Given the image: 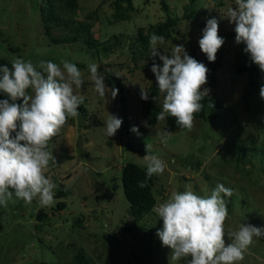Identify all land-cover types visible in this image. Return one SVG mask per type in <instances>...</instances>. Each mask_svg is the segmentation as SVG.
<instances>
[{"label": "rangeland", "instance_id": "1", "mask_svg": "<svg viewBox=\"0 0 264 264\" xmlns=\"http://www.w3.org/2000/svg\"><path fill=\"white\" fill-rule=\"evenodd\" d=\"M49 1L56 3L64 20L51 24L47 36L40 11L49 5L48 0H0V58L12 62L19 57L34 64L68 60L75 64L83 72L84 83L78 90L84 97L83 110L78 109L77 117H69L48 144L55 161L49 162L46 176L57 185L55 194L63 189L66 196L55 197L50 206H41L38 198L29 204L14 197L6 208L0 207V264H70L78 252L92 264H170L172 250L157 236L163 228L158 215L151 211L135 220L128 214L122 168L132 163L146 169L143 156L129 150V145L143 150L150 145V154L159 155L168 164L163 174L152 175L157 203L173 192H183L185 185L206 197L217 184H223L233 192L225 197L229 211L226 243H230L227 233L237 231L243 223L264 227V162L258 157L251 162L243 160L242 172H236L234 165L239 157L237 150L252 146L258 149L264 143V99L259 91L246 104L243 92L247 75L240 76L235 70L241 49L245 48L236 43L235 25L227 18L235 0H194L196 15L192 18L184 17L191 0H163L166 9L162 8V0H132L134 10L124 21L114 18V0H77L78 10L73 17L60 10L58 0ZM99 6L96 20L87 21L86 14ZM213 17L219 21V35L225 44L215 62H210L199 40L207 19ZM69 18L90 23L100 43L119 44L99 56L82 42H53L51 37L63 38L68 33ZM167 19L174 22V32L159 51L171 55L174 45L183 44L191 57L209 69L208 83L201 90L210 89L209 97L221 99L223 108L215 118L210 111L205 119L194 118L191 129L171 132V139L162 142L158 133L165 132V120L151 126L141 98V89L147 93L155 75L146 60L134 56L137 49L131 44L139 34L148 35L149 27ZM93 63L104 76L108 70L122 79L128 89L123 104L119 94L113 99L110 94L101 97L95 91L88 72ZM262 85L264 76L260 88ZM163 95L159 92L161 103ZM156 105L161 111L158 100ZM108 113L123 121L113 137L106 134ZM134 126L139 128L140 136L131 131ZM58 202L66 206L53 213ZM39 209L49 214L43 224L35 217ZM185 259L172 264H184ZM238 264H264V237L254 238Z\"/></svg>", "mask_w": 264, "mask_h": 264}, {"label": "clouds", "instance_id": "2", "mask_svg": "<svg viewBox=\"0 0 264 264\" xmlns=\"http://www.w3.org/2000/svg\"><path fill=\"white\" fill-rule=\"evenodd\" d=\"M227 18L235 25L236 43L245 45V53L264 72V0H235ZM149 44L151 71L159 92L164 94L162 103L159 96L154 98L162 109L157 121H164L170 115L180 128L191 129L195 114L203 107L201 101L211 91L201 90L208 83L209 69L191 57L183 44L174 45L171 55L164 49L162 54L159 49L165 44L164 36L152 34ZM224 44L225 39L219 35V21L215 17L207 19L199 46L210 62H215ZM157 57L163 62L162 67L155 63ZM88 72L101 97L106 94L113 99L117 97L119 90L105 83L97 64H90ZM83 83L82 70L68 60H62L61 64L52 61L34 64L17 57L11 68L0 66V93L8 97L0 100V207L6 208L14 197L29 204L38 198L41 206L55 202L57 185L46 176L49 162L55 161L48 144L69 117L79 115L84 97L78 90ZM260 97L264 99V85ZM141 98H149L143 89ZM122 123L118 115L108 113L106 134L115 136ZM144 126L150 127L147 122ZM131 131L141 135L135 126ZM158 136L167 142L172 133L165 131ZM149 148L146 145L143 156L147 176L163 174L167 162L159 155L149 154ZM144 186L143 182L138 184ZM232 194L231 188L217 184L210 196L202 197L191 185H185L183 192H173L153 207L152 211L163 221L157 236L172 250L170 264L182 258H188L184 264H238L254 238L264 237V227L243 223L237 231L227 233L230 243H226L225 222L229 211L225 197Z\"/></svg>", "mask_w": 264, "mask_h": 264}, {"label": "trees", "instance_id": "3", "mask_svg": "<svg viewBox=\"0 0 264 264\" xmlns=\"http://www.w3.org/2000/svg\"><path fill=\"white\" fill-rule=\"evenodd\" d=\"M49 5L47 7H42L40 13L43 17V23L45 28V33L47 36H50L49 30L51 24L59 23L64 20L61 18V13L57 11V5L52 1H49ZM58 7L62 12H65L66 15L74 16L76 11L78 10V1L77 0H58ZM195 1L191 0L190 6L187 7L184 17L192 18L196 15V12L193 9ZM104 4V2H102ZM101 6V5H100ZM100 6L89 13L86 14L87 21L96 20L98 10ZM114 8V18L118 21L128 20L130 18V13L134 10L132 5V0H114L113 2ZM162 8L166 9V4L162 0ZM85 21V20H84ZM80 22L74 21V19L67 20L66 27L68 29V33L63 38H53L51 40L55 43H67V44H75L77 42H82L85 44L88 50H93L96 55H102L103 53H109V51L113 50L114 46L119 44V41H115L112 45L106 46L107 43H100L98 39L94 38L93 33L91 32L90 23L88 22ZM73 26V27H71ZM141 32V30H140ZM174 32V22L171 19H167L164 22L158 23L148 28V35L143 36L139 34L137 38L134 39V43L131 45H136L137 49L134 52V56L140 59H144L147 61L148 65L152 66L153 59L151 54L147 52V45L149 44V39L152 34H156L158 36H164L165 41L172 38ZM233 36V35H230ZM193 58H195L193 56ZM11 63L5 59L0 58V66L7 65L11 68ZM155 63L159 64L161 67L163 66V62L159 60V58H155ZM212 68L211 70H213ZM235 70L238 75L245 76L247 75V83L244 88L243 98L246 104H249V99L252 95L259 93L260 91V79L264 76V72L260 70V68L251 61L248 54L245 53L244 48L241 49L240 58L235 66ZM105 83L110 88H116L119 90L118 94L120 97V102L123 104L126 100L128 89L125 87L122 79L119 75L115 74L113 71H105ZM148 100H143V111L145 116L148 119V122L151 126L156 125L157 114L160 112V108L157 107V99L159 90L157 87L156 77L154 76L153 81L147 88ZM8 97L0 93V100L7 99ZM18 103H22V101H18ZM203 107L200 112L196 113L194 118L197 119H205L208 112H211V116L215 118L218 114V110L223 108V101L218 97H205L201 101ZM213 105V106H212ZM78 109H82V104ZM83 110V109H82ZM125 114V112H124ZM72 118V117H71ZM70 118V120H72ZM126 118V115H124ZM69 120V121H70ZM68 121V120H67ZM19 129V126H18ZM17 129V130H18ZM180 127L176 124V120L174 117L168 115L165 119V131L175 132L179 130ZM15 136V133H13ZM128 149L135 152L138 155L144 156L146 155V150L137 149L131 145L128 146ZM241 152V153H240ZM236 153H239L234 160V165L236 167V172L244 170V166L240 165L243 160H247L249 162L254 158L261 159L264 162V143L257 149L255 146L249 147L248 149H244L243 151L237 150ZM150 154V152H149ZM247 173V172H246ZM121 182L123 193L126 200L129 203L128 214L134 218L135 220H141L146 214L150 213L153 207L157 204V196L155 192V179L153 176L148 177L146 174V169L140 167L136 164L127 163L123 166L121 172ZM140 182L144 183V187H138ZM66 196V193L60 189L57 190L55 197L63 198ZM64 202H58L56 208L52 209L54 213L55 210H63L65 208ZM36 220L43 224L47 222L49 218V214L45 211V209H39L36 213ZM38 225V228L40 226ZM70 264H92L90 260L85 257L81 252H78L72 257Z\"/></svg>", "mask_w": 264, "mask_h": 264}]
</instances>
